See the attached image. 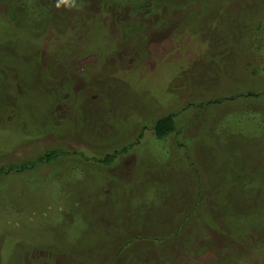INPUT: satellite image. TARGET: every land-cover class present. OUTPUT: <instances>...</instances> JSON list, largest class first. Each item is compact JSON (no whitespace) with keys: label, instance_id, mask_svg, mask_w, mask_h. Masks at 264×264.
I'll list each match as a JSON object with an SVG mask.
<instances>
[{"label":"rangeland","instance_id":"obj_1","mask_svg":"<svg viewBox=\"0 0 264 264\" xmlns=\"http://www.w3.org/2000/svg\"><path fill=\"white\" fill-rule=\"evenodd\" d=\"M0 264H264V0H0Z\"/></svg>","mask_w":264,"mask_h":264},{"label":"trees","instance_id":"obj_2","mask_svg":"<svg viewBox=\"0 0 264 264\" xmlns=\"http://www.w3.org/2000/svg\"><path fill=\"white\" fill-rule=\"evenodd\" d=\"M207 1H209L211 5H215V3L217 4L221 0H207ZM190 2L193 3V2H195V0H190ZM226 2H223V3L226 4ZM195 18L200 19V15L195 16ZM213 24H215V23L213 22ZM227 37H228V35H227ZM36 65H37V63H36ZM31 66L33 67V65H31ZM176 118H177L176 114H169V115L163 116V117L159 118L158 120H156L154 130H155V134H156L158 139H164L166 136L175 132V130H176V120L175 119ZM122 151L123 152L126 151V148H124ZM104 153L106 154V156H104L103 159H97L94 157V161H97L96 163H98V164L109 166L114 162L115 154H111L108 152H104ZM60 156L64 157L65 151L60 150V149L49 150V151H45L42 155H39L36 160H34V158H32L31 160H29L27 162H23L19 165H11L10 167H14V168L15 167L16 168L24 167L25 168L26 166H29V165L32 166L33 164H38V163H43V162L45 164H50L57 157H60ZM3 169L6 170V168H3ZM11 169H13V168H11ZM201 216H202V214H201ZM205 224H206V221H204L200 225V227L204 228L203 231L207 232L205 227H204ZM131 243H132V240H130V241L128 239L125 240L122 243V247H120L121 248L120 250H123L127 245H129Z\"/></svg>","mask_w":264,"mask_h":264},{"label":"clouds","instance_id":"obj_3","mask_svg":"<svg viewBox=\"0 0 264 264\" xmlns=\"http://www.w3.org/2000/svg\"><path fill=\"white\" fill-rule=\"evenodd\" d=\"M61 3L66 4L68 7H74L75 6V0H61Z\"/></svg>","mask_w":264,"mask_h":264}]
</instances>
